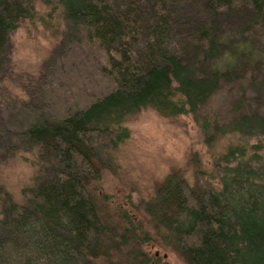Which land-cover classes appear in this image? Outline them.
I'll list each match as a JSON object with an SVG mask.
<instances>
[{
    "label": "trees",
    "instance_id": "1",
    "mask_svg": "<svg viewBox=\"0 0 264 264\" xmlns=\"http://www.w3.org/2000/svg\"><path fill=\"white\" fill-rule=\"evenodd\" d=\"M54 16L60 37L26 98L0 102V158L24 150L39 165L23 202L0 186V264H143L150 239L186 264H264V158L248 143L264 136V112L240 91L226 122L200 113L224 83L256 82L264 0H0V81L11 33L28 20L50 32ZM144 108L194 116L210 151L226 135L235 142L213 159L214 185L167 173L143 205L140 240L129 215L104 221L88 183L112 167L124 121Z\"/></svg>",
    "mask_w": 264,
    "mask_h": 264
},
{
    "label": "rangeland",
    "instance_id": "2",
    "mask_svg": "<svg viewBox=\"0 0 264 264\" xmlns=\"http://www.w3.org/2000/svg\"><path fill=\"white\" fill-rule=\"evenodd\" d=\"M37 8L45 10L40 5ZM56 22L54 16L50 23L51 31L48 32L36 21L28 20L11 33L9 65L0 81V102L26 98L27 85L39 75L45 59L60 37L61 32L57 29L61 30V27ZM262 39L261 45L264 47ZM257 67L260 70L251 73L256 77L253 85H249V73L243 80L224 83L200 113L218 125L226 122L233 115L229 109L241 94L240 91L245 94L250 109L264 112V86L258 87L259 80L264 78V67ZM123 124L129 131V137L113 152L112 167L103 168L100 175L88 183V189L95 194L99 212L107 224L122 225V214L125 213L140 226L137 234L143 240L144 234L149 231L143 205L167 173L180 171L190 185L207 180L214 185L218 178L213 172V159L226 143L235 140L229 135L218 138L213 151H210L208 140L194 116L183 114L167 117L152 108L129 115ZM248 143L261 146L258 153L264 158V136L249 139ZM38 173L35 153L20 150L14 155L0 158V186L17 203L23 202L24 190L34 184ZM148 235L151 238L150 233ZM127 250L122 247L124 256ZM139 252L144 257L143 264H186L176 252L161 246L155 239L141 244ZM111 261L118 264L126 262L116 255L112 256Z\"/></svg>",
    "mask_w": 264,
    "mask_h": 264
}]
</instances>
